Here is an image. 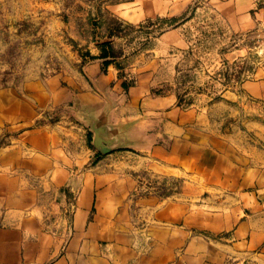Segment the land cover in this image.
I'll return each mask as SVG.
<instances>
[{"label":"crops","instance_id":"obj_1","mask_svg":"<svg viewBox=\"0 0 264 264\" xmlns=\"http://www.w3.org/2000/svg\"><path fill=\"white\" fill-rule=\"evenodd\" d=\"M195 2L237 31L257 26V0L112 2L106 11L130 24L175 20L130 67L95 44L77 75L0 88V124L23 127L0 148V264H264V61L232 93L254 110L248 131L182 104L163 74L176 70ZM71 100L93 138L106 114L126 143L102 154L54 119ZM142 172L185 182L174 194L142 189Z\"/></svg>","mask_w":264,"mask_h":264},{"label":"rangeland","instance_id":"obj_2","mask_svg":"<svg viewBox=\"0 0 264 264\" xmlns=\"http://www.w3.org/2000/svg\"><path fill=\"white\" fill-rule=\"evenodd\" d=\"M122 0H0V88H20L55 74L77 75L90 57V47L111 42L122 56L120 65H133L140 50L166 30L174 18L158 17L130 24L106 11V6ZM259 7L257 26L237 31L209 4L195 2L185 21V44L172 59L175 72L163 74L180 101L212 109L225 131L236 134L249 130L254 110L249 99L234 92L252 78L264 61V0ZM185 17V15H184ZM61 116L75 122L93 145L89 126L78 116L73 100L61 106ZM81 127V128H80ZM23 129L19 124H0V148L11 144ZM237 137V136H236ZM142 189L174 194L184 185V177L158 179L141 173ZM7 222L0 207V225Z\"/></svg>","mask_w":264,"mask_h":264},{"label":"water","instance_id":"obj_3","mask_svg":"<svg viewBox=\"0 0 264 264\" xmlns=\"http://www.w3.org/2000/svg\"><path fill=\"white\" fill-rule=\"evenodd\" d=\"M106 114L92 120L94 131L93 146L102 154H109L117 146L124 145L126 139L119 132L111 129L103 122Z\"/></svg>","mask_w":264,"mask_h":264},{"label":"trees","instance_id":"obj_4","mask_svg":"<svg viewBox=\"0 0 264 264\" xmlns=\"http://www.w3.org/2000/svg\"><path fill=\"white\" fill-rule=\"evenodd\" d=\"M103 47V51H102V55L106 56V55H111V56H119L118 54H116V52L113 49V45L111 42H106L103 43L101 45ZM90 57H94V55L90 54ZM110 61H106L105 65L109 64ZM118 66L121 67L120 63H118ZM133 84L132 81H128V80H124L123 81V87L125 89H128L131 85ZM181 102V101H180ZM182 103V102H181ZM183 104V103H182ZM187 105H190V103H188Z\"/></svg>","mask_w":264,"mask_h":264}]
</instances>
